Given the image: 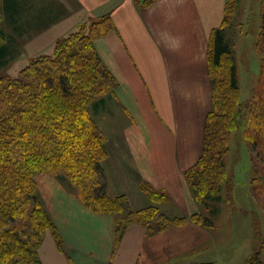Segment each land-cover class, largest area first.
I'll return each mask as SVG.
<instances>
[{
    "label": "crops",
    "instance_id": "1",
    "mask_svg": "<svg viewBox=\"0 0 264 264\" xmlns=\"http://www.w3.org/2000/svg\"><path fill=\"white\" fill-rule=\"evenodd\" d=\"M56 2L59 17L50 23L42 18L44 29L25 43L27 56L49 50L86 19L103 20L101 26L107 21L93 45L114 82L94 116L105 143L101 167L108 195L123 197L131 213L157 207L167 217L186 222L156 234L131 222L117 239L113 215L92 211L71 185L40 174L36 192L56 230L42 237L40 263H210L203 261L204 253L214 243L211 229L216 223L205 227L190 220L205 216L186 172L202 154L205 123L213 107L209 46L212 31L222 24L226 0ZM250 56L255 58V53ZM260 59L248 65L259 68ZM144 185L168 200L154 202ZM260 260L264 264V245Z\"/></svg>",
    "mask_w": 264,
    "mask_h": 264
},
{
    "label": "trees",
    "instance_id": "2",
    "mask_svg": "<svg viewBox=\"0 0 264 264\" xmlns=\"http://www.w3.org/2000/svg\"><path fill=\"white\" fill-rule=\"evenodd\" d=\"M22 1L0 0V19L15 20ZM235 3L226 0L222 24L211 34L212 109L215 101L212 74L226 57L230 60L227 87L237 90L236 67L225 28L227 13ZM95 36L79 31L69 33L56 40L53 56L31 59L16 78L0 79V264H41L37 249L42 237L48 230L56 234L36 194L35 179L42 173L72 183L81 191L80 200L92 211L113 215L117 239L131 222L140 224L149 234L186 222L183 217L169 218L158 213L157 207L131 213L126 210L123 197H110L107 193L101 167L106 156L105 143L94 116L103 97L112 92L114 82L94 48ZM9 52L8 44L1 42L0 67L10 56ZM215 116L211 110L205 123L202 154L197 164L186 172L196 203L210 208L212 216L217 215L218 209L210 204L221 202L223 157L227 153L225 132L230 124H222L217 130ZM143 190L156 203L168 200L165 194L147 185ZM150 212L151 218L158 213L159 221L152 223L144 217ZM190 220L205 227L213 226L210 219H200V215ZM260 249H255L242 264H263Z\"/></svg>",
    "mask_w": 264,
    "mask_h": 264
},
{
    "label": "rangeland",
    "instance_id": "3",
    "mask_svg": "<svg viewBox=\"0 0 264 264\" xmlns=\"http://www.w3.org/2000/svg\"><path fill=\"white\" fill-rule=\"evenodd\" d=\"M235 1L234 8L227 13L225 28L232 63L236 67L237 90L232 91L227 87L228 57L212 74L215 96L212 110L216 115V129L220 130L222 124L230 123L229 126L225 125L227 153L223 157L221 202L210 204L218 209L216 216L211 215L210 208L199 207L205 218L210 219L213 225L216 223L214 227L211 226L214 243L206 248L203 261L212 262V255L220 264L245 262L255 249L264 245V0ZM22 3L15 20L5 22L0 19V33H4L0 43L4 42L10 48V56L0 67V79H14L31 59L54 54L53 45L43 53L27 56L24 46L44 29L43 17L45 23L59 17L58 3L56 0H24ZM104 22L101 26L103 20L86 19L73 33H90L93 37L99 31H104L107 21ZM251 52L255 53V58L250 56ZM258 56L261 58L259 68L250 63L249 66L248 62H255ZM42 174L61 180L54 174ZM61 182L71 185L75 194L80 195L81 191L72 183ZM158 213L165 214L163 208ZM158 213L152 218L149 215L153 214L151 212L144 217L152 223L157 222ZM27 231L30 235L31 229Z\"/></svg>",
    "mask_w": 264,
    "mask_h": 264
}]
</instances>
